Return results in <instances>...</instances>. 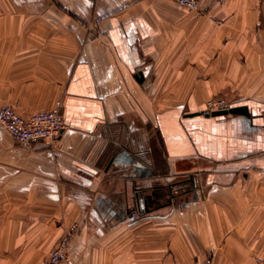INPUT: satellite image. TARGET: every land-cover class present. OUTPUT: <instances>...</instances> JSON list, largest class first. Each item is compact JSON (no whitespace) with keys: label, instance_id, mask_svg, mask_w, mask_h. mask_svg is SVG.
I'll list each match as a JSON object with an SVG mask.
<instances>
[{"label":"crops","instance_id":"obj_1","mask_svg":"<svg viewBox=\"0 0 264 264\" xmlns=\"http://www.w3.org/2000/svg\"><path fill=\"white\" fill-rule=\"evenodd\" d=\"M60 102L55 143L0 123V264L74 224L64 264H264V0H0V107Z\"/></svg>","mask_w":264,"mask_h":264},{"label":"built area","instance_id":"obj_2","mask_svg":"<svg viewBox=\"0 0 264 264\" xmlns=\"http://www.w3.org/2000/svg\"><path fill=\"white\" fill-rule=\"evenodd\" d=\"M177 3L188 11H201V0H167ZM232 108L225 98L211 99L206 104V111L215 112ZM62 103L51 111L39 112L29 117L22 116L15 107H0V123L21 145L38 142L55 143L65 129L64 117L61 112ZM78 224H74L65 233L50 254L46 264H64L69 260L71 241L77 234ZM195 264H216L213 257Z\"/></svg>","mask_w":264,"mask_h":264},{"label":"water","instance_id":"obj_3","mask_svg":"<svg viewBox=\"0 0 264 264\" xmlns=\"http://www.w3.org/2000/svg\"><path fill=\"white\" fill-rule=\"evenodd\" d=\"M143 74H139L138 77L142 78ZM202 115H204L207 118H218V117H227V116H245L249 118L250 112L248 107H232L228 110H223V111H215V112H209L205 111ZM156 196H160L159 193H155ZM152 200V196H144L142 192L138 191L135 193V201L140 209L145 208L144 210L146 212H149V204L150 201ZM147 206V208H146Z\"/></svg>","mask_w":264,"mask_h":264},{"label":"flooded vegetation","instance_id":"obj_4","mask_svg":"<svg viewBox=\"0 0 264 264\" xmlns=\"http://www.w3.org/2000/svg\"><path fill=\"white\" fill-rule=\"evenodd\" d=\"M160 196H161V194H160ZM164 205H166V203H165ZM149 206L153 208V206H154V205H152V206H151V205H149Z\"/></svg>","mask_w":264,"mask_h":264}]
</instances>
